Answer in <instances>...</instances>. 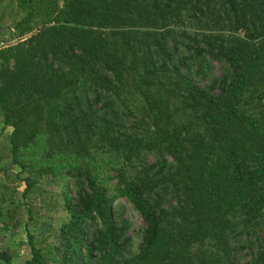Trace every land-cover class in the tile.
Wrapping results in <instances>:
<instances>
[{"label":"trees","instance_id":"1","mask_svg":"<svg viewBox=\"0 0 264 264\" xmlns=\"http://www.w3.org/2000/svg\"><path fill=\"white\" fill-rule=\"evenodd\" d=\"M11 4L0 230L45 178L67 213L21 264H264V0Z\"/></svg>","mask_w":264,"mask_h":264},{"label":"rangeland","instance_id":"2","mask_svg":"<svg viewBox=\"0 0 264 264\" xmlns=\"http://www.w3.org/2000/svg\"><path fill=\"white\" fill-rule=\"evenodd\" d=\"M0 4V28L3 26H12L11 16L16 15L12 1L6 2L2 0ZM10 4V5H6ZM3 5V6H1ZM14 13V14H13ZM220 63L215 62V71L220 73ZM11 128H6L2 124V118L0 117V160L5 161L10 158V148L8 134H10ZM0 161V162H1ZM13 173V174H12ZM11 175L15 179V173ZM4 177H0V181L4 180ZM12 179V180H13ZM38 192H32L29 195L31 213L28 212V206L22 204L18 210L17 219L19 221L18 227L13 233L4 232L0 230V252L6 251L10 255H13L14 251H17L18 257H14L15 264H21V255L24 257L30 255V248L27 244L28 231H32L37 239L42 240V245L47 247L54 242L55 233L58 231L59 225L66 219L67 213L63 208V190L64 182L61 179L45 178ZM15 184L16 199H21V193L23 191V185L18 183ZM69 187L71 183H68ZM73 194V190H70ZM32 215V216H30ZM128 217L134 223V229L143 227L144 220L137 214L132 207L128 209ZM2 225L4 222L1 223ZM9 236V237H8ZM24 244H23V243ZM20 247H19V246ZM1 260V258H0ZM3 264L5 263L4 260Z\"/></svg>","mask_w":264,"mask_h":264},{"label":"crops","instance_id":"3","mask_svg":"<svg viewBox=\"0 0 264 264\" xmlns=\"http://www.w3.org/2000/svg\"><path fill=\"white\" fill-rule=\"evenodd\" d=\"M6 2H8V1H12V0H5ZM0 117L2 118V116L0 115ZM2 120H3V118H2ZM2 124H3V121H2ZM3 126H4V124H3ZM6 128H9V127H6ZM10 129V128H9ZM8 136H9V134H8ZM19 246V245H18ZM20 247V246H19ZM27 256H25L24 255V257L21 255V259H24V258H26ZM17 258H20V257H17ZM14 259V258H13ZM0 264H3V261L2 260H0ZM5 264V263H4ZM13 264H15V262L13 263Z\"/></svg>","mask_w":264,"mask_h":264}]
</instances>
